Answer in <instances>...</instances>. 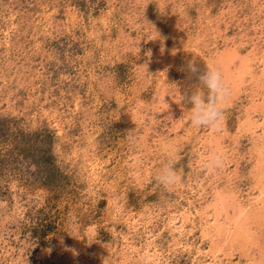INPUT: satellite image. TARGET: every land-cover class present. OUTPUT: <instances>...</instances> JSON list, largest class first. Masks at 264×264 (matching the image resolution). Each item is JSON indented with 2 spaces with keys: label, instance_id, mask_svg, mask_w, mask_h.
Returning a JSON list of instances; mask_svg holds the SVG:
<instances>
[{
  "label": "rangeland",
  "instance_id": "rangeland-1",
  "mask_svg": "<svg viewBox=\"0 0 264 264\" xmlns=\"http://www.w3.org/2000/svg\"><path fill=\"white\" fill-rule=\"evenodd\" d=\"M0 264H264V0H0Z\"/></svg>",
  "mask_w": 264,
  "mask_h": 264
},
{
  "label": "clouds",
  "instance_id": "clouds-1",
  "mask_svg": "<svg viewBox=\"0 0 264 264\" xmlns=\"http://www.w3.org/2000/svg\"><path fill=\"white\" fill-rule=\"evenodd\" d=\"M187 72L195 76L199 88L185 96V101L191 106L190 123L196 128L208 129L212 133L223 130L227 101L231 98L232 89L226 83L219 68L208 67L201 71L196 62L187 63ZM226 157L220 152L210 153L203 168L213 172L226 166ZM180 177L174 160L169 157L162 170L156 175V182L163 187L175 186Z\"/></svg>",
  "mask_w": 264,
  "mask_h": 264
}]
</instances>
